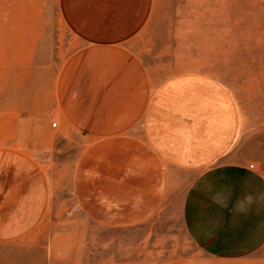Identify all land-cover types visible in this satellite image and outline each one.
Instances as JSON below:
<instances>
[{"label": "rangeland", "instance_id": "obj_1", "mask_svg": "<svg viewBox=\"0 0 264 264\" xmlns=\"http://www.w3.org/2000/svg\"><path fill=\"white\" fill-rule=\"evenodd\" d=\"M0 55L70 66L78 123L104 124L49 114L50 205L16 263L264 264V249L222 262L190 239L183 202L216 161L181 160L162 127L166 160L143 129L149 100L157 125L179 120L181 80L199 76L204 107L236 110L237 155L264 161V0H0Z\"/></svg>", "mask_w": 264, "mask_h": 264}, {"label": "crops", "instance_id": "obj_2", "mask_svg": "<svg viewBox=\"0 0 264 264\" xmlns=\"http://www.w3.org/2000/svg\"><path fill=\"white\" fill-rule=\"evenodd\" d=\"M70 74V66L62 76L55 74L53 64L14 61L0 55V264H18L14 257L29 247L35 249L30 244L36 240L32 233L50 205L52 186L43 162L56 138L49 114H62L72 127L78 125L90 135L93 129L104 128L103 122L94 124L93 112L84 125L78 123ZM203 80L199 76L182 78V111L179 120L170 124L160 126L151 119L149 100L150 119L143 129L150 135L148 144L164 153L166 160H171L165 156L167 145L172 149L173 143L165 137L172 140L175 136L181 160L216 161L190 185L182 221L202 252L222 262H235L264 249V161L237 155L236 110L231 105H220L217 111L204 107ZM215 112L220 115L213 116ZM162 127L168 131L164 150L159 138Z\"/></svg>", "mask_w": 264, "mask_h": 264}, {"label": "built area", "instance_id": "obj_3", "mask_svg": "<svg viewBox=\"0 0 264 264\" xmlns=\"http://www.w3.org/2000/svg\"><path fill=\"white\" fill-rule=\"evenodd\" d=\"M57 125H58L57 122H53V123H52V126H53L54 128H56ZM250 167H251V168H254V164H251Z\"/></svg>", "mask_w": 264, "mask_h": 264}]
</instances>
